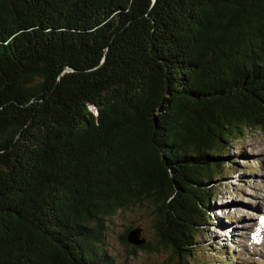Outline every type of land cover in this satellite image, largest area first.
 I'll return each mask as SVG.
<instances>
[{
	"label": "trees",
	"instance_id": "obj_1",
	"mask_svg": "<svg viewBox=\"0 0 264 264\" xmlns=\"http://www.w3.org/2000/svg\"><path fill=\"white\" fill-rule=\"evenodd\" d=\"M246 130L264 0H0V264H118L106 222L140 206L155 247L126 248L189 264Z\"/></svg>",
	"mask_w": 264,
	"mask_h": 264
},
{
	"label": "rangeland",
	"instance_id": "obj_2",
	"mask_svg": "<svg viewBox=\"0 0 264 264\" xmlns=\"http://www.w3.org/2000/svg\"><path fill=\"white\" fill-rule=\"evenodd\" d=\"M224 157V179L213 182L217 197L209 201L218 209L208 212V227L202 228L199 248L188 263L264 264V132L246 130ZM151 211L140 206L106 222L105 247L118 264H179L170 248L160 247L157 252L140 249L133 255L122 242L129 227H140L141 239L155 247Z\"/></svg>",
	"mask_w": 264,
	"mask_h": 264
},
{
	"label": "water",
	"instance_id": "obj_3",
	"mask_svg": "<svg viewBox=\"0 0 264 264\" xmlns=\"http://www.w3.org/2000/svg\"><path fill=\"white\" fill-rule=\"evenodd\" d=\"M141 233H142V229L140 227L133 229L130 232V234L128 235V242L131 246L142 247L146 245L147 240L144 238L141 239Z\"/></svg>",
	"mask_w": 264,
	"mask_h": 264
}]
</instances>
